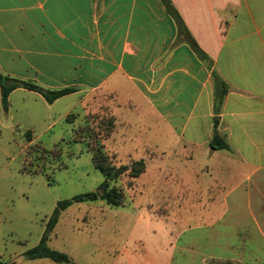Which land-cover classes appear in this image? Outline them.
<instances>
[{
	"label": "crops",
	"instance_id": "0c3cea01",
	"mask_svg": "<svg viewBox=\"0 0 264 264\" xmlns=\"http://www.w3.org/2000/svg\"><path fill=\"white\" fill-rule=\"evenodd\" d=\"M172 2L206 58L162 0H0V71L75 89L50 103L19 87L5 108L0 86V185L36 176L30 149L79 134L89 114L114 120L104 149L127 144L141 114L135 135L155 159L125 164L146 160L129 188H153L130 214L166 234L136 242L166 264H264V0ZM213 72L228 89L219 111ZM215 117L228 149L212 146Z\"/></svg>",
	"mask_w": 264,
	"mask_h": 264
},
{
	"label": "rangeland",
	"instance_id": "374dc122",
	"mask_svg": "<svg viewBox=\"0 0 264 264\" xmlns=\"http://www.w3.org/2000/svg\"><path fill=\"white\" fill-rule=\"evenodd\" d=\"M140 117L132 126L127 144L110 141L106 145L119 164L129 162L131 157L155 159L153 151H146L135 135L137 129L145 127ZM110 119L108 115L89 114L79 134L68 130L62 137L58 133L44 137L45 154L36 145L30 149L31 170L37 175L12 179L17 182L14 189L0 185V264H58L48 258L30 260L24 253L39 243L59 200L96 191L103 182L104 175L92 157L93 149L109 132ZM152 169L156 170L155 165ZM116 182L126 195L124 204L109 205L103 200L73 204L61 213L48 245L68 254L75 264H130L126 254L121 255L125 250L140 252L135 264H166V255L158 253L160 249L136 242L137 235L152 243L162 239L166 234L162 224L154 226L152 236L147 218L137 220L130 214L132 204L138 206L150 198L153 185L135 193L137 187L129 188L128 177Z\"/></svg>",
	"mask_w": 264,
	"mask_h": 264
},
{
	"label": "trees",
	"instance_id": "16d2710c",
	"mask_svg": "<svg viewBox=\"0 0 264 264\" xmlns=\"http://www.w3.org/2000/svg\"><path fill=\"white\" fill-rule=\"evenodd\" d=\"M168 11L173 15L176 23L178 25L179 33L182 35L195 50L202 57L206 58V55L198 47V44L192 37L187 26L185 25L182 17L176 10L172 0H162ZM213 77L215 83L218 86V91L215 96V107L216 111H219L221 105L223 104L224 97L228 92L226 83L221 80L215 72H213ZM0 86L2 92V103L6 108L8 103V97L10 93L19 87H24L30 90H34L40 93L48 102L52 103L58 98L74 92L73 88H63V89H48L37 85L31 81H24L9 75H5L0 71ZM220 86V87H219ZM112 125L109 127L111 131L114 127V120L110 119ZM218 117L214 118V133L212 137V146L219 149H228L229 145L218 132ZM104 138V137H103ZM93 162L95 167L104 175L103 182L99 185L96 191H90L87 193L76 195L69 199L59 200L55 206L51 216L46 223V229L41 237L39 243L28 249L24 256L27 259L35 260L48 258L58 264H75L71 261L68 254L65 252L51 248L48 245V240L50 233L55 229L58 224L61 213L72 206L75 203L85 202V201H99L103 200L109 205H122L124 204L125 194L122 188L117 185V180L120 178L128 177L130 180L138 178L147 168V162L144 159L133 161L131 164H119L116 160L115 155L109 153L104 149L103 145L99 144L96 149H93ZM31 165L33 166L32 162ZM24 171L32 172L31 168H24ZM37 173V172H35Z\"/></svg>",
	"mask_w": 264,
	"mask_h": 264
},
{
	"label": "water",
	"instance_id": "95a60500",
	"mask_svg": "<svg viewBox=\"0 0 264 264\" xmlns=\"http://www.w3.org/2000/svg\"><path fill=\"white\" fill-rule=\"evenodd\" d=\"M9 264H15V263H9Z\"/></svg>",
	"mask_w": 264,
	"mask_h": 264
}]
</instances>
